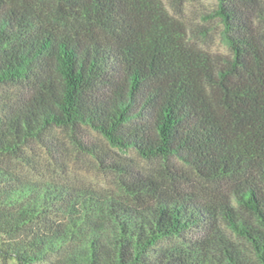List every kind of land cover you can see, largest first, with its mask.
Returning a JSON list of instances; mask_svg holds the SVG:
<instances>
[{
	"label": "trees",
	"instance_id": "1",
	"mask_svg": "<svg viewBox=\"0 0 264 264\" xmlns=\"http://www.w3.org/2000/svg\"><path fill=\"white\" fill-rule=\"evenodd\" d=\"M215 2L229 54L187 0H0L4 262L264 264V0Z\"/></svg>",
	"mask_w": 264,
	"mask_h": 264
},
{
	"label": "rangeland",
	"instance_id": "2",
	"mask_svg": "<svg viewBox=\"0 0 264 264\" xmlns=\"http://www.w3.org/2000/svg\"><path fill=\"white\" fill-rule=\"evenodd\" d=\"M215 3V0H187L185 6L186 16L195 20L198 19V21L205 23L206 28L209 29V36L204 42L205 47L216 52L229 54L227 46L222 42L220 38V28L218 23H207L204 20V13L212 9ZM82 137H85L88 140L95 141L96 143H102V137L94 131L85 130L82 133ZM63 141V155L66 162L70 163L69 167L64 169V171L66 172L65 174H63L64 176H67V178L81 185L111 186L113 184L114 177L111 173L104 172L97 167L95 163V156L90 155V153L88 152L85 153L84 151H81L79 153L78 150H76L72 143L69 141L67 136H65L64 134ZM115 151L119 153V155L132 159L131 161H128L133 164L136 163L137 165L144 166L148 165V163L141 159L134 151H120L119 149H115ZM0 264L17 263L14 261L4 262L0 258Z\"/></svg>",
	"mask_w": 264,
	"mask_h": 264
}]
</instances>
